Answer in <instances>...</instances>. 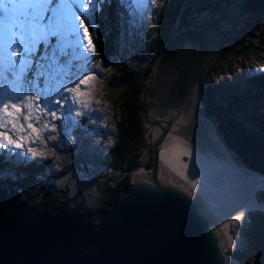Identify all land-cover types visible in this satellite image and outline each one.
I'll return each mask as SVG.
<instances>
[{
    "label": "water",
    "instance_id": "1",
    "mask_svg": "<svg viewBox=\"0 0 264 264\" xmlns=\"http://www.w3.org/2000/svg\"><path fill=\"white\" fill-rule=\"evenodd\" d=\"M224 46L215 18L170 40L144 95L153 166L132 172L107 218L33 208L0 189V264H240L233 227L264 210V173L204 111L200 81Z\"/></svg>",
    "mask_w": 264,
    "mask_h": 264
},
{
    "label": "trees",
    "instance_id": "2",
    "mask_svg": "<svg viewBox=\"0 0 264 264\" xmlns=\"http://www.w3.org/2000/svg\"><path fill=\"white\" fill-rule=\"evenodd\" d=\"M235 3L238 5L237 15L232 13L225 0H150L147 6L150 18L140 21L139 7H129L122 0H102L100 10L95 13V31L89 26L88 19L79 14L84 21L83 27H88L87 37L94 47L88 63L96 69L101 66L109 69L117 76L115 84L110 86L112 95L115 89L119 92L117 97L110 98L116 108L112 143L104 153L102 150L87 152L89 156L85 159L90 173L103 170L104 179H98L99 188L90 193L93 194L91 197L79 185L60 186V180L79 171L75 170L73 163L54 171L53 158L66 156L69 151L77 152L76 149L80 152V149L74 145L70 150L50 141L51 154L46 158L29 155L25 150L20 152L12 146L0 147V189H6L7 192L20 190L22 194L19 202L52 213L64 207L77 211L83 217L89 216L90 221L94 218H107L112 203L130 191L132 172L153 166L154 148L146 139L142 110L146 104L145 92L154 82L155 68L160 57L173 37L211 18L221 20L226 43L200 81L205 111L216 117L232 149L245 162L264 173V105L259 116L244 109L252 100L260 103L264 100V70L252 69L247 74L252 88L247 90L248 94L244 97L227 94L219 96L211 88L215 76L232 69L239 62L257 60L263 52L264 0H235ZM27 11L32 12L31 8ZM137 36L140 41L134 45ZM127 41L130 45L126 44ZM9 48L13 49L15 45ZM85 62L79 60L69 65L77 73L78 70H84L78 68V65H85ZM42 64L37 67V71ZM37 73L32 75V80H40ZM85 124L83 120L80 129L74 123V137L82 132ZM143 148L150 150V155L153 154L151 161L144 159ZM257 213L250 222L253 226H246V236L254 250L264 245V224L260 222L264 221V211Z\"/></svg>",
    "mask_w": 264,
    "mask_h": 264
},
{
    "label": "rangeland",
    "instance_id": "3",
    "mask_svg": "<svg viewBox=\"0 0 264 264\" xmlns=\"http://www.w3.org/2000/svg\"><path fill=\"white\" fill-rule=\"evenodd\" d=\"M155 1L157 2V0ZM30 2L31 13L27 11L28 4L21 7L23 10L21 8L13 10L12 8L16 6L14 2L11 9L0 7V105L8 103L11 110L13 103H20L22 107L27 104L28 109L26 111L32 110L40 116V125H47L46 131L41 132L38 128L37 133H33V136L37 137L34 143L27 138L19 141L22 143V147L16 148L18 151L23 152L25 150L28 151L29 155L35 153L36 156L46 158L51 154L50 141L70 150L74 145H77L80 152L75 148L77 152L68 150L69 154L66 156L53 158V170L56 171L61 166L72 165L73 163L76 166L75 170L79 172L60 180V186L79 185V188L85 193H89L88 196L91 197L93 194L90 193L99 188L100 181L98 179L102 178L103 180L105 172L100 170L96 173L95 171L90 173V170L86 168L85 159L89 156L87 152L102 150L104 153L109 144L112 143L116 108L114 109L110 98L112 96L117 97L119 92L115 89L112 95L110 86L115 84L117 76L115 73H111L109 69L106 70L102 66L96 69L88 63L93 51L86 50L89 39L83 33V25L80 26V35L84 36L83 41H81L76 33L70 30V24L64 19L52 17L51 11L47 10L50 8L48 0H31ZM68 2L69 0H61V3L67 4ZM226 4L229 5L228 8L231 9L232 13L238 14V5H236L235 0H230ZM53 6L54 4L51 7ZM141 9L144 11L142 12ZM141 9L139 8L141 12L139 20H149L150 14H148L147 8ZM147 26L149 28L150 23ZM139 41V36H137L134 45ZM126 44L130 45V42L127 41ZM14 45L16 56L10 57L9 46ZM79 60L86 61L85 65H78V68H84V70L81 69V72L78 70L75 73L69 64L78 63ZM255 61L260 62L262 70H264V47L257 60L239 62L232 69H227L222 74L215 76L212 81V83L214 82L213 86L217 91L225 90L231 86L238 88L241 86L242 91L247 94L245 89L250 90V83L249 81L241 82V78L244 75V78L248 76L245 69L249 70L252 65L251 62ZM41 63L43 64L37 71V67ZM35 72H38L39 81L31 79ZM66 86L74 87L76 90L69 92L66 90ZM218 95L222 96V91ZM236 95L244 97L241 94ZM52 97L58 99L59 103H50ZM64 97H68L67 102ZM263 105L264 100L261 103L252 100L247 103V107L244 109L255 114V116H259ZM70 108L72 111L69 116ZM38 109H43V112L38 111ZM50 109L55 110V118L52 117ZM44 113L48 114L45 115ZM83 120L86 121V124L82 132L86 133L81 132L82 134L79 133L74 137L72 132L74 123L76 127L81 129ZM21 123H23L22 117ZM69 129L71 130L69 131ZM26 131L30 132L31 129H26ZM11 138L17 139L16 136H11ZM142 153L147 161H151L153 158V154L150 155L151 151L147 148H143ZM94 168L98 169L97 167ZM46 179L44 178V180ZM17 191V189L9 191L7 194L15 193L16 195ZM20 197L21 195L19 200ZM96 197L94 196V198ZM28 206L38 208L34 205ZM257 212L262 211L251 210L249 215H242V218L237 220L233 227L236 249L229 250V253L240 264L264 263V245H259L260 247L258 246L255 250L251 249L246 236V226H253L250 222L254 220V215L259 214ZM260 222L264 224L263 220ZM96 223L98 222L96 221Z\"/></svg>",
    "mask_w": 264,
    "mask_h": 264
},
{
    "label": "snow or ice",
    "instance_id": "4",
    "mask_svg": "<svg viewBox=\"0 0 264 264\" xmlns=\"http://www.w3.org/2000/svg\"><path fill=\"white\" fill-rule=\"evenodd\" d=\"M48 2L49 4H54L53 7L47 9L51 11L52 17L62 18L70 24V30L76 33L79 40L83 41L84 39V36L80 35V26L83 25L84 21L80 18L79 14H83V16L88 19L89 26L95 31V13L100 10L102 0H69L67 4L61 3V0H48ZM149 2L150 0H122V3H127L129 7L135 6L139 8H147ZM152 2H154V0H152ZM83 33L85 36L88 34V27L83 28ZM86 50L94 51L90 39L88 40ZM9 56H16L15 48L10 49ZM66 90L73 92L76 89L66 86ZM64 100L67 102L68 97H64ZM50 103L58 104L59 100L52 97ZM74 103H76V101H74ZM26 109H28L27 104H24L22 107L20 103H13L11 105V110L9 109L8 103L0 105V147L14 146L15 148H20L22 147V143L19 141H23L26 138L34 143L37 137L33 136V133H37L38 128L41 132L47 130V125H40V116L36 115L32 110L26 111ZM38 111L43 112V109H38ZM49 111L52 117L55 118V110L50 109ZM71 111L72 109L70 108L68 112L69 116L71 115ZM44 114L47 115L48 113ZM77 115H79V113H77ZM21 117L23 123H21ZM26 129H31V131L28 132ZM21 133H23V135H21ZM11 136H16L17 139L13 140ZM29 151H31V149H29ZM242 215L243 213L236 216V220L239 221Z\"/></svg>",
    "mask_w": 264,
    "mask_h": 264
},
{
    "label": "clouds",
    "instance_id": "5",
    "mask_svg": "<svg viewBox=\"0 0 264 264\" xmlns=\"http://www.w3.org/2000/svg\"><path fill=\"white\" fill-rule=\"evenodd\" d=\"M228 1H230V0H225V3H228ZM231 1H234V0H231ZM216 19V18H215ZM217 20V19H216ZM219 21V20H218ZM220 22V21H219ZM223 27V31H224V26H222ZM187 31V30H186ZM224 37H225V34H224ZM226 43V42H225ZM224 49V48H223ZM223 51V50H222ZM221 54V53H220ZM217 60V59H216ZM212 66V65H211ZM262 68V64L260 63V62H255L254 64L252 63V65L250 66V69L249 70H247V69H245L246 70V74H248L252 69L253 70H255V69H261ZM208 71V70H207ZM206 71V72H207ZM245 76V75H244ZM244 76L241 78L242 80H241V82H243V81H246V82H248L249 81V79H247V77L246 78H244ZM203 78V77H202ZM238 81H239V79H238ZM214 83V82H213ZM213 83L211 82V88L213 89V90H216V92L217 93H219V92H221L222 91V95L223 94H227V95H234V96H236V94H241V95H243V96H245L246 94L242 91V87L240 86L239 88L238 87H236V86H231V87H228V88H226L225 90H221V91H217V89L213 86ZM242 86H243V84H241ZM245 86V85H244ZM250 87H251V85H250ZM199 88H200V85H199ZM252 88V87H251ZM245 91L247 92V89H245ZM247 94H248V92H247ZM200 95H201V92H200ZM201 100H202V102H203V98H202V95H201ZM203 104H204V102H203ZM204 111H205V104H204ZM206 112V111H205ZM207 114V113H206ZM207 116H211V117H213V118H215L216 119V117L215 116H213V115H210V114H208ZM216 121H218L217 119H216ZM219 123V122H218ZM253 211V210H252ZM256 211H264L263 209L262 210H256ZM251 212V211H250ZM250 212H249V214H250ZM248 214V215H249ZM244 216V215H243Z\"/></svg>",
    "mask_w": 264,
    "mask_h": 264
},
{
    "label": "bare ground",
    "instance_id": "6",
    "mask_svg": "<svg viewBox=\"0 0 264 264\" xmlns=\"http://www.w3.org/2000/svg\"><path fill=\"white\" fill-rule=\"evenodd\" d=\"M253 211H256V210H253ZM250 211H248V212H246V213H244L243 215H245V214H247L248 215V213H249ZM235 238H233V240H234ZM236 240V239H235ZM234 244H236V242L234 241Z\"/></svg>",
    "mask_w": 264,
    "mask_h": 264
}]
</instances>
